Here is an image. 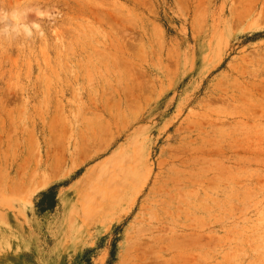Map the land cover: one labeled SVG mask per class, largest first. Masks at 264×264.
I'll list each match as a JSON object with an SVG mask.
<instances>
[{
	"label": "rangeland",
	"instance_id": "374dc122",
	"mask_svg": "<svg viewBox=\"0 0 264 264\" xmlns=\"http://www.w3.org/2000/svg\"><path fill=\"white\" fill-rule=\"evenodd\" d=\"M0 264H264V0H0Z\"/></svg>",
	"mask_w": 264,
	"mask_h": 264
},
{
	"label": "clouds",
	"instance_id": "9594fccd",
	"mask_svg": "<svg viewBox=\"0 0 264 264\" xmlns=\"http://www.w3.org/2000/svg\"><path fill=\"white\" fill-rule=\"evenodd\" d=\"M7 18V14H5V19ZM13 18H15V14H13Z\"/></svg>",
	"mask_w": 264,
	"mask_h": 264
}]
</instances>
